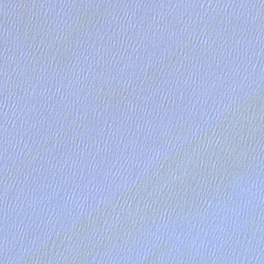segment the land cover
Segmentation results:
<instances>
[{
  "label": "water",
  "instance_id": "1",
  "mask_svg": "<svg viewBox=\"0 0 264 264\" xmlns=\"http://www.w3.org/2000/svg\"><path fill=\"white\" fill-rule=\"evenodd\" d=\"M0 264H264V0H0Z\"/></svg>",
  "mask_w": 264,
  "mask_h": 264
}]
</instances>
